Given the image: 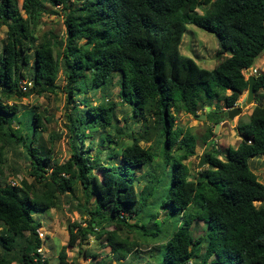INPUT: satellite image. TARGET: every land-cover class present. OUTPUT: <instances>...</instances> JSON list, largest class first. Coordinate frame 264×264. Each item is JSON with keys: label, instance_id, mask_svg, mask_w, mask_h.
Instances as JSON below:
<instances>
[{"label": "trees", "instance_id": "16d2710c", "mask_svg": "<svg viewBox=\"0 0 264 264\" xmlns=\"http://www.w3.org/2000/svg\"><path fill=\"white\" fill-rule=\"evenodd\" d=\"M56 7L63 13L64 38L39 40L42 17L59 14ZM0 24L6 29L0 45V264H49L37 253L44 240L33 213L60 210L63 197L74 195L77 185L87 206L95 204L84 207L85 225H69V244L105 237L112 260L125 264L146 243L131 241L124 233L134 230L154 196L153 187L138 190L136 172L151 164L155 154L137 137L121 154L111 151V143L119 147L127 136L117 126L114 104L84 101L85 111L75 107L66 115L71 157L62 164L53 157V135L50 147L41 140L44 118L33 110L18 117L12 102L30 92L56 95L61 73L73 99L83 88L105 91L119 77L122 101L132 107L134 119L143 118L166 166L173 163L163 208L184 220L154 264H264V184L250 165L252 158L264 156V103L253 108L249 123L238 126L236 149L221 153L211 147L205 152L208 167L196 179H190L185 164L195 154V138L176 128V114L197 116L215 102L231 110L248 90L244 71L254 69L264 54V0H0ZM188 25L216 36L219 63L213 70L181 54ZM254 87L256 100L264 99V73L256 75ZM227 112L207 117L218 125ZM109 127L114 133L101 135L98 155L92 158L95 145L86 151V140ZM11 148L26 154L31 184L7 182ZM119 159L114 165L112 160ZM139 196L143 202L137 210L125 212ZM194 205L200 210L188 212ZM107 209L112 220L102 215ZM133 216L137 219L131 225ZM196 221L206 228L199 238L191 231ZM66 249L59 253L60 264H78L69 260Z\"/></svg>", "mask_w": 264, "mask_h": 264}, {"label": "rangeland", "instance_id": "374dc122", "mask_svg": "<svg viewBox=\"0 0 264 264\" xmlns=\"http://www.w3.org/2000/svg\"><path fill=\"white\" fill-rule=\"evenodd\" d=\"M19 3L22 4V0H19ZM55 9L59 11V14L44 15L42 17L40 26L37 30V37L39 40H42L44 36L64 38L66 28L63 13L58 7ZM198 12L201 14L204 13L202 9H198ZM5 30V26L0 24L1 46L6 36ZM218 50L219 43L215 35L194 25L187 26V31L183 36L180 46L182 55L193 59L201 68L213 70L219 63V58L217 56ZM253 68L258 70L259 74L264 73V54L256 61ZM58 84L60 89L56 95L48 94L47 96H37L34 92H30L28 96L21 101L12 102L13 104H17L19 110L18 117L27 110H33L44 118L43 124L46 127V132H44L43 129L40 130L42 133L41 140L50 147L51 144H49V140L51 135H53V157L55 162L62 164L71 157L70 132L67 128L68 121L66 115L72 112L75 107H78L79 111H85L86 107L82 104L84 101H87L91 106H99L104 100L108 104L111 103L115 105V113L119 121L117 126L125 129L127 136L120 140L119 147L111 143V151L115 148L116 152L121 154L123 148L132 144L134 137L140 139L142 147H153L152 152L155 154L153 162L139 169L136 175L138 190L141 191L146 186L153 187L155 189L154 196L150 199V202L145 206V210L141 213L138 225L134 226V230L129 231L126 229L124 235L131 241L137 240V242L139 241L140 243L146 242L139 247L138 253L135 252L130 256L125 264H154L161 259L165 252L166 242L172 236L173 232L183 225L184 220L182 214L174 213L171 209L163 208L165 196L172 186L173 163H171L169 167L166 166V162L161 156L160 146H156L155 139L145 132L143 118L139 117L134 119L132 107L122 101L119 94V77H116L105 91H95L91 88L85 90L83 88L82 91L76 92L74 102H72L74 99L68 96V86H66L67 80L62 73L60 74ZM22 87L25 88L24 83ZM28 91L29 89H26V92ZM228 94H230V92H228ZM246 97L247 91L241 95L235 108L242 107L246 102ZM262 103H264V99L259 98L256 100L255 98L254 102L247 108H244L242 113L236 116L233 121L229 120V118H223L218 125H215L212 120H209L207 115L213 111H229L224 102L218 104L215 102L213 107H207L199 111L197 116L188 115L184 112L176 114L177 130H183L185 135L189 134L194 137L196 141L195 154L185 162L190 170V179H196L198 173L208 167L205 152L209 148L213 147L221 153H225L228 148L236 149L238 147L241 141L238 126L249 123L253 108L257 104ZM13 127H18L16 121H13ZM107 131L112 134L114 133L113 127H109L108 129L92 133L91 138L86 140L84 144V149L86 151L87 147L91 146L92 143L95 145L93 150L89 152V156L92 158L98 155L96 149L99 140L101 135L106 134ZM105 148L109 150V145H106ZM11 149L8 157L12 169L6 171L7 182L12 185H19L22 180H27L28 183L31 184L33 179L28 175L29 161L26 154L23 152L22 148H19L18 154H16L13 148ZM203 157L205 159V164L200 169L199 164ZM120 161V159L119 161L112 160L114 165L118 164ZM105 162H107V160ZM250 165L258 176L259 181L264 184V156L252 158L250 160ZM76 187L77 189L74 195L68 194L67 197H63V204L60 210H41L33 213V217L42 224V228L39 232L46 237L43 248L48 263L60 264L59 253L63 247H67L66 252L69 260L78 264H97L100 262H102L101 264H121L112 260V256H110L111 249L106 247L105 237L98 238L97 236H90L87 241H82L78 238L74 244H69V225H85V221L87 222L89 219L85 220L83 215L84 207L86 206L91 209L92 205L95 204L93 200L92 205L87 206L84 200L85 196L83 195L82 187L80 185ZM142 202L139 196V202L127 206L124 211L135 212ZM200 203H198L199 207ZM261 204L262 203H256L257 206ZM199 207L196 208L194 205L188 212H195L197 209L200 210ZM102 215L105 219L112 220V212L110 210L107 209L103 211ZM133 217L135 219H128L131 225L136 223L137 218L135 216ZM112 229V227L109 228V230ZM205 230L206 228L203 222L200 221H196L191 228L196 238L202 236ZM159 254H161V256H158ZM92 255H97L98 257L90 258Z\"/></svg>", "mask_w": 264, "mask_h": 264}, {"label": "water", "instance_id": "95a60500", "mask_svg": "<svg viewBox=\"0 0 264 264\" xmlns=\"http://www.w3.org/2000/svg\"><path fill=\"white\" fill-rule=\"evenodd\" d=\"M248 81H249V86H248V90H247L246 102L242 107L233 108V109L229 110L227 113H225V117L229 118V120L233 121L236 116H238L242 113L244 108H247L248 106H250L255 100V87L254 86H255V82H256V77L252 75V76H250ZM204 164H205V159L203 157L200 164H199V168L201 169Z\"/></svg>", "mask_w": 264, "mask_h": 264}, {"label": "built area", "instance_id": "2783aa9c", "mask_svg": "<svg viewBox=\"0 0 264 264\" xmlns=\"http://www.w3.org/2000/svg\"><path fill=\"white\" fill-rule=\"evenodd\" d=\"M258 74H259V73H258V70H256V69H250V70H246V71H244V75H245V77H246L247 80L250 78V76L253 75V76L256 77V75H258ZM39 235L41 236L40 238H41L42 240H45L46 237H44L43 234H41V233L39 232ZM37 253H38L39 255L42 256V260L46 259V255H45V252H44V248H43V247L39 248V249L37 250ZM35 262H36V259H35Z\"/></svg>", "mask_w": 264, "mask_h": 264}]
</instances>
